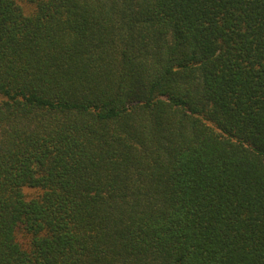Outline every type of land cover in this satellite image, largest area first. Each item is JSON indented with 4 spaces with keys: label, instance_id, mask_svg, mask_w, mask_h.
Segmentation results:
<instances>
[{
    "label": "trees",
    "instance_id": "16d2710c",
    "mask_svg": "<svg viewBox=\"0 0 264 264\" xmlns=\"http://www.w3.org/2000/svg\"><path fill=\"white\" fill-rule=\"evenodd\" d=\"M23 1L0 264H264V0Z\"/></svg>",
    "mask_w": 264,
    "mask_h": 264
},
{
    "label": "rangeland",
    "instance_id": "374dc122",
    "mask_svg": "<svg viewBox=\"0 0 264 264\" xmlns=\"http://www.w3.org/2000/svg\"><path fill=\"white\" fill-rule=\"evenodd\" d=\"M21 2H23L26 6H27V4H26V2L25 1H23V0H21ZM26 191L29 193V194H33L34 192H36L37 190H35V189H31V188H26Z\"/></svg>",
    "mask_w": 264,
    "mask_h": 264
}]
</instances>
